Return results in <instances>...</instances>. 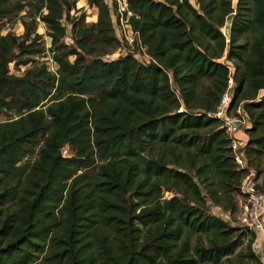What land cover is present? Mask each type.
Returning a JSON list of instances; mask_svg holds the SVG:
<instances>
[{
	"label": "trees",
	"instance_id": "1",
	"mask_svg": "<svg viewBox=\"0 0 264 264\" xmlns=\"http://www.w3.org/2000/svg\"><path fill=\"white\" fill-rule=\"evenodd\" d=\"M31 1L22 36L0 35V114L13 115L0 121V264H260L253 233L205 211L207 199L234 211L239 172L219 121L198 113L225 88L216 59L226 47L232 103L250 119L246 157L251 164V153L264 152V0H237L227 42L226 0H197V9L127 0L146 64L130 53L100 57L119 47L103 0H86L97 11L89 26L68 16L74 0ZM23 6L0 0V18ZM35 18L47 29L53 74L32 59L41 53ZM11 61L26 65L20 75L8 73ZM257 188L264 194V178Z\"/></svg>",
	"mask_w": 264,
	"mask_h": 264
},
{
	"label": "built area",
	"instance_id": "2",
	"mask_svg": "<svg viewBox=\"0 0 264 264\" xmlns=\"http://www.w3.org/2000/svg\"><path fill=\"white\" fill-rule=\"evenodd\" d=\"M226 1L229 2L231 13H234L237 0ZM103 2L108 9L113 36L126 47L136 46L138 49L136 54L126 53H130L140 64L148 63L151 58L140 43L137 32L130 26L129 18L133 13L128 7L127 0H103ZM221 64L227 68L225 88L212 111H200L198 114L219 121V127L223 129L233 167L239 172L238 185L232 193L234 203L232 214L235 217L232 224L234 227H247L248 231L253 233L252 251L261 264H264V194L257 188L259 186L258 174L249 163L245 153L250 119L241 102L236 105L232 103L235 86L232 78V65L228 61L225 63L221 61ZM182 110V107H179L177 111ZM223 212L226 213V217L231 214L228 211Z\"/></svg>",
	"mask_w": 264,
	"mask_h": 264
},
{
	"label": "rangeland",
	"instance_id": "3",
	"mask_svg": "<svg viewBox=\"0 0 264 264\" xmlns=\"http://www.w3.org/2000/svg\"><path fill=\"white\" fill-rule=\"evenodd\" d=\"M189 3L194 7V8H198L197 5V0H188ZM81 0H74V6L75 8L78 9L77 12H73V10L69 11L68 16L69 17H77L80 14L82 15L83 18V22L89 26L92 23L95 22L96 20V8L94 6H89L87 4V2H85L84 5H81ZM84 2V1H83ZM20 3H22L24 6L20 11L15 12V10H12V12L4 17V18H0V35L5 34L6 32H11L16 36H22L23 34V27L20 23V17L24 14V12L26 11L27 8L32 9V5L33 2L31 0H20ZM233 13H230L228 15L225 16L224 18V23L223 25H221L219 27V31L222 33L223 37H225V42L228 41V35H229V23H230V19L232 17ZM35 21L33 23L30 24V28L32 33H37L40 35V38L37 40L39 47L41 48V53L39 54V56H32V59L34 61H36L37 63H43L46 70L51 72L52 74L55 72L56 69V64L51 60L50 57V52L48 51V47L50 44V40L48 38V36L46 35V27L45 25L38 20L37 18L34 19ZM26 21L29 22V18H26ZM63 24L66 26L67 32L65 37L63 38V42L67 45H70L71 39H70V33L68 30L69 25H67L66 20H62ZM227 23V28L226 30H223L224 24ZM32 33L30 34V36H32ZM251 39V34L248 31H242L240 33H238L237 36V41L240 43V45H242L243 47H246L247 44L249 43ZM211 41H209V45H211ZM245 50L241 51V55H244ZM126 52H130L133 54H136L138 52V49L136 46H132V47H126L124 45V43H119V47L116 48L115 50H113L111 53H108L106 55H102L100 56L102 59H107V60H111L114 59L120 55H123ZM225 56H226V47L223 51V54L220 58L216 59L217 62L221 63V61H224L225 63ZM71 59V58H69ZM26 65H14V61H11L8 63V73L10 74H14V75H20L22 73V71L25 69ZM263 92L260 91L259 94H262ZM10 117H13V115L10 114L9 111H5L3 110V112L0 114V121H4ZM42 136H40L41 138ZM263 153L259 155H256L254 153H251L250 155V160H251V165L254 166L255 169H257L259 171L258 173V184L261 185L263 182V178H264V174H263V167H264V162H263ZM61 154L63 156H69L71 154L70 149L67 146H64L61 148ZM35 154L31 155V156H27L24 159H22L19 164H22L24 166L29 165L32 160L34 159ZM94 171V168H91L89 170L90 173H92ZM207 180L206 182L212 183V185H210V187L214 186L213 182L214 180H212L211 175L206 174ZM194 180H196L195 176H194ZM197 181V180H196ZM198 185L201 187V190H203L205 193V190L203 189V185L202 183H198ZM172 195V191L171 190H166L165 188L162 189L161 192V199H167ZM206 195V194H205ZM207 203L205 204V208H206V212L211 213L219 218H221L222 220L226 221L229 225L233 226V220H234V214H230L229 217H226V213L223 212V210H221L220 206L215 205L212 201L210 200H206ZM244 242V240H243ZM252 248V246H251ZM257 250V249H256ZM258 253V251H256ZM261 264V263H260Z\"/></svg>",
	"mask_w": 264,
	"mask_h": 264
},
{
	"label": "water",
	"instance_id": "4",
	"mask_svg": "<svg viewBox=\"0 0 264 264\" xmlns=\"http://www.w3.org/2000/svg\"><path fill=\"white\" fill-rule=\"evenodd\" d=\"M236 229H239V230H245V231H248V228L247 227H235Z\"/></svg>",
	"mask_w": 264,
	"mask_h": 264
},
{
	"label": "crops",
	"instance_id": "5",
	"mask_svg": "<svg viewBox=\"0 0 264 264\" xmlns=\"http://www.w3.org/2000/svg\"><path fill=\"white\" fill-rule=\"evenodd\" d=\"M84 1V2H83ZM85 2H86V0H81V5H84L85 4Z\"/></svg>",
	"mask_w": 264,
	"mask_h": 264
},
{
	"label": "bare ground",
	"instance_id": "6",
	"mask_svg": "<svg viewBox=\"0 0 264 264\" xmlns=\"http://www.w3.org/2000/svg\"><path fill=\"white\" fill-rule=\"evenodd\" d=\"M224 30V29H223Z\"/></svg>",
	"mask_w": 264,
	"mask_h": 264
}]
</instances>
